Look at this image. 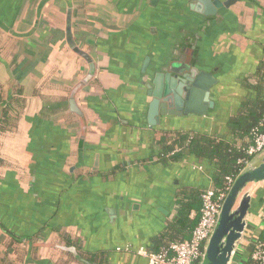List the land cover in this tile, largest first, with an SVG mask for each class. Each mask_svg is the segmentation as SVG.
I'll return each mask as SVG.
<instances>
[{
    "label": "crops",
    "instance_id": "1",
    "mask_svg": "<svg viewBox=\"0 0 264 264\" xmlns=\"http://www.w3.org/2000/svg\"><path fill=\"white\" fill-rule=\"evenodd\" d=\"M212 1L210 17L196 0H0V264H85L60 247L148 264L137 252L166 242L181 193L212 187L213 160L171 161L166 142L236 143L232 122L264 100V0ZM183 56L217 80L213 107L197 99L150 126L147 85Z\"/></svg>",
    "mask_w": 264,
    "mask_h": 264
},
{
    "label": "water",
    "instance_id": "2",
    "mask_svg": "<svg viewBox=\"0 0 264 264\" xmlns=\"http://www.w3.org/2000/svg\"><path fill=\"white\" fill-rule=\"evenodd\" d=\"M220 2L212 0H196L191 7L205 16L217 14ZM71 18H68L67 41L74 48L75 42L71 35ZM79 52L78 49H75ZM81 56H85L79 52ZM182 64L174 68L171 73H158L148 84L149 95L152 98L149 105L148 123L150 126L158 124L161 116L193 113L191 107L194 100H203L205 105L210 101V92L217 80L210 74L198 72L186 63V58H181ZM90 75L89 77H91ZM208 102V103H207ZM74 112L80 114L76 104L72 103ZM197 112V111H196ZM204 115V111H198ZM261 205L259 211L255 206ZM264 215V150L250 160L235 177L223 201L216 225L206 242L204 254L200 264H240V261L249 246L257 227L251 224L250 217ZM71 253L79 262L92 264L82 258L75 247H60Z\"/></svg>",
    "mask_w": 264,
    "mask_h": 264
},
{
    "label": "trees",
    "instance_id": "3",
    "mask_svg": "<svg viewBox=\"0 0 264 264\" xmlns=\"http://www.w3.org/2000/svg\"><path fill=\"white\" fill-rule=\"evenodd\" d=\"M79 55L80 53L77 52ZM260 82L256 89L262 95L264 87V66L259 72ZM264 100H256L244 108V114L236 118L232 125L236 130V143H226L217 139L206 141L199 135L191 133H179L172 136L166 142L164 154L169 155L171 161H178L183 154H195L200 158H210L216 163L217 171L212 189L215 192H225L226 178H235L245 166L244 159L247 158L246 149L252 143L256 130L264 132ZM4 125L5 122L0 124ZM246 138L249 139L246 142ZM178 150V152L176 151ZM177 152V153H175ZM2 160L0 158V166ZM205 191V190H204ZM204 191L185 190L180 195V214L171 224L166 233L164 242L155 252L168 248L172 243L189 240L191 233L201 217V195ZM260 238L264 240V228L261 230ZM5 264H9L5 262Z\"/></svg>",
    "mask_w": 264,
    "mask_h": 264
},
{
    "label": "built area",
    "instance_id": "4",
    "mask_svg": "<svg viewBox=\"0 0 264 264\" xmlns=\"http://www.w3.org/2000/svg\"><path fill=\"white\" fill-rule=\"evenodd\" d=\"M262 123L264 124V118ZM263 150L264 132L256 130L252 143L245 151L247 155V158L244 159L245 165ZM176 151L178 152V150ZM234 179L232 177L226 178L225 192L218 193L212 188H208L202 193L201 217L189 240L172 243L168 248H164L160 252L141 249L137 254L145 258L148 264H200L206 242L216 225L223 201ZM260 228H264V215ZM240 264H264V240L259 235H253Z\"/></svg>",
    "mask_w": 264,
    "mask_h": 264
},
{
    "label": "rangeland",
    "instance_id": "5",
    "mask_svg": "<svg viewBox=\"0 0 264 264\" xmlns=\"http://www.w3.org/2000/svg\"><path fill=\"white\" fill-rule=\"evenodd\" d=\"M256 237V236H255Z\"/></svg>",
    "mask_w": 264,
    "mask_h": 264
}]
</instances>
